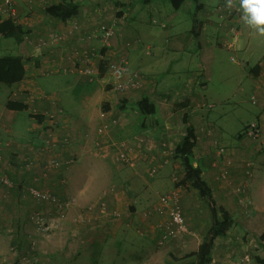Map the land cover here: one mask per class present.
<instances>
[{
    "label": "crops",
    "instance_id": "0c3cea01",
    "mask_svg": "<svg viewBox=\"0 0 264 264\" xmlns=\"http://www.w3.org/2000/svg\"><path fill=\"white\" fill-rule=\"evenodd\" d=\"M95 1L16 0L20 37L12 39L14 48L0 41V50H15L6 55L23 64L19 82L0 84V176L13 184H0L6 188L0 210L16 213L0 224L14 228L13 234L8 230L13 251L6 258L18 264H197L198 258L189 254L211 237L222 210L231 226L212 240L206 264H239L245 254L264 264V140L259 149L242 136L263 109L264 58L252 61L254 57L240 53L238 42L248 45L249 37L241 14L215 7L210 12L197 1L195 12L202 14L182 20L184 0L178 10L161 1L172 11L157 0H108L111 5L102 1V6ZM67 2L77 6L68 19L47 14L49 7ZM99 25L112 28L107 45L95 31ZM41 38L44 45L38 43ZM226 52L230 68L222 62ZM81 55L94 56L93 80L79 71ZM109 59L123 60L128 72L142 75V88L110 90L105 71ZM214 78H226L227 85L211 94ZM232 84L238 87L232 89ZM228 87L231 93L222 97ZM243 90H249V101L255 96L258 103L250 102L252 114L237 131L243 118L234 124L224 107L215 110L219 99H235ZM143 99L153 105V115L138 111ZM9 103L22 109L7 108ZM181 103L186 104L175 107ZM48 114L54 119L50 129ZM103 124L109 125L106 139L112 144L132 145L144 138L145 157L133 166L115 162L119 148H106L99 132ZM188 128L196 140L190 163L200 171L208 190L204 195L185 180L182 158L168 152L180 146ZM225 133L235 134L236 142L225 139ZM216 143L227 148L225 154L217 155ZM52 159L75 163L49 169ZM162 162L156 175L148 177V168ZM29 186L74 203L58 216L20 191ZM170 192L177 194L188 229L178 237L169 235L166 217L147 216ZM102 202L105 215L96 206ZM114 211L116 218L110 216ZM35 214L45 217L46 227L39 229L30 220ZM79 215L90 217V224H75Z\"/></svg>",
    "mask_w": 264,
    "mask_h": 264
},
{
    "label": "built area",
    "instance_id": "2783aa9c",
    "mask_svg": "<svg viewBox=\"0 0 264 264\" xmlns=\"http://www.w3.org/2000/svg\"><path fill=\"white\" fill-rule=\"evenodd\" d=\"M102 1L105 2L107 5H111L108 0H97L95 2L99 3L102 6ZM238 6V5H237ZM216 11L221 12L220 10L225 9L227 10L226 14H232V11H229L226 7V0L220 1L217 6L215 7ZM234 14L235 9H233ZM11 19L13 23L16 24L17 17H16V0H0V20ZM231 30L236 32V28L232 27ZM97 33H99L100 38L104 45H107L108 40L112 36V28L106 25H99L95 29ZM56 39V36H53ZM89 38V36L85 37ZM84 38V39H85ZM82 41H84L82 39ZM40 45L45 44V40L43 38L38 40ZM78 56V55H77ZM93 55H81L79 61L82 64L81 69L79 70L83 76H87L90 80L94 79V68L92 65ZM233 60V58H231ZM105 71L110 78V82L107 85L110 90L118 93L123 92H138L144 82L145 79L142 75L137 72H128L125 68L123 60H114L109 59L106 61V68ZM259 85H257L258 89ZM251 104L256 105L258 100L255 96H252L250 99ZM105 116L104 113L101 114L103 118ZM46 120L48 121V129H50L54 124L53 115L48 114L46 116ZM263 127H264V105L263 109L260 114L250 123H248L242 132V136L250 141L253 145L261 146L264 140L263 135ZM109 129V125L103 124L99 128V132L103 135V142L107 149L116 150L119 148V151L114 155V161L124 165V166H133L138 161L142 160L145 157V145L146 141L144 138L137 139L136 143L129 145L127 142H123L120 144H112L107 141L106 133ZM48 143V142H47ZM227 151V148L224 146L218 145L216 143V152L217 155H223ZM168 152L170 153L171 157H176L175 149H169ZM75 163L74 159L59 162L56 159H52L48 162L47 167L49 169H61L66 168ZM166 162H162V164H152L147 171L148 177L152 178L156 175L159 168L165 164ZM31 163H28L30 166ZM222 178L225 179V176L222 175ZM176 179L174 178V181ZM0 184L7 188L13 187L12 182L5 176H0ZM20 191L24 194L31 197L36 203H43L52 208L54 213L60 216L63 211L71 204L74 203V200L71 198L66 202L61 201L57 198L54 194L50 193L47 189L37 188L33 186L29 187H21ZM98 208L100 209V213L103 215L107 214L106 206L104 202L99 203ZM88 211L93 208V205L88 206ZM154 213H158L159 215L166 217L168 219V223L171 226L169 231V235L172 237L182 236L188 233L187 226L185 224L181 207L177 200V194L175 192H170L161 196L157 205L147 211V216H150ZM118 212L114 211L110 214L111 217L116 218L118 217ZM30 220L39 227V229H43L46 227V219L44 216L40 214H35L30 217ZM90 217L79 215L76 217L73 222L78 226L85 227L90 224ZM239 264H255L252 261L250 254H245L241 259Z\"/></svg>",
    "mask_w": 264,
    "mask_h": 264
},
{
    "label": "trees",
    "instance_id": "16d2710c",
    "mask_svg": "<svg viewBox=\"0 0 264 264\" xmlns=\"http://www.w3.org/2000/svg\"><path fill=\"white\" fill-rule=\"evenodd\" d=\"M168 2L171 4L174 10H178L183 2V0H157ZM77 6L71 2L62 3L57 6L49 7L46 12L48 15L58 18L60 20H66L76 13ZM21 30L16 26L11 19L0 21V38L4 39H18L20 37ZM23 77V64L19 57L16 56H0V84L11 85L13 83L19 82ZM186 103H181L175 107H182ZM7 108L19 110L22 109L21 106L16 104H8ZM137 109L142 115H153L154 107L146 99L138 102ZM195 137L192 130L189 128L186 131L180 146L175 150L176 155L182 158V165L185 171V180H190L192 186L198 189L202 195L208 191L205 184L200 179V171L191 166L190 159L192 156V149L195 145ZM221 221L215 222L211 228L212 235L209 239L204 240L198 248L196 253H190L189 256H195L198 258L197 264H206L210 245L212 240L216 237L221 236L230 226L229 215L220 210Z\"/></svg>",
    "mask_w": 264,
    "mask_h": 264
},
{
    "label": "rangeland",
    "instance_id": "374dc122",
    "mask_svg": "<svg viewBox=\"0 0 264 264\" xmlns=\"http://www.w3.org/2000/svg\"><path fill=\"white\" fill-rule=\"evenodd\" d=\"M184 1H185L186 5H185L184 8H181V10H180V14H182L181 15L182 16L181 17L182 20H185L183 18L188 17L187 14H202L200 12H195L196 11L195 5H196L197 1L207 5L206 9L210 10V12H211L213 10V8L216 7V3H217L218 0H184ZM156 2H157V4L161 3V4L167 5L169 10L172 11L171 8H170V5L168 3H163L161 1H156ZM158 2H160V3H158ZM110 4H111V2H110ZM160 6L162 7V5H160ZM203 10H204V8H203ZM153 14H157V13H153ZM155 17H157V16H155ZM4 20H0V21H4ZM248 36H249L248 37V45L245 43V41L243 39H241L240 42H238L239 48H241L240 53L245 51L246 55L254 57V58H252V61H255V59L257 57L264 58V37H261L258 34H254L252 32V30H250V29H249V35ZM0 41L5 42V43L8 42L14 48V43L12 42L11 39L1 38ZM6 54L13 55V54H15V50H12V52L0 50V56L6 55ZM224 54H225V56H224V59L222 60L223 65H225L226 68H230L231 66L229 65L230 63H229V60H228L229 52H226ZM221 84L222 85H227L226 78L225 79H223V78H219V79L214 78V82L211 85V87H212L211 94H215L214 92H216V90L218 88H220L219 85H221ZM237 87H236V84H232L231 88L235 89ZM230 93H231V90L229 91V87H228V89L226 88L225 93L222 92V97H223V95L224 96L225 95H229ZM249 95H250L249 94V90H247V91L243 90L241 92H237V96H236L235 99L222 98V99H219L220 104L216 105L217 109L215 111L221 112V107L222 108L224 107L226 109V115L229 118H231V120H233L234 124H235V122H236V120L238 119L239 116H240L239 118H243L241 120V122H239V125L235 126V130L238 129L237 131H239L240 128L242 127V125L246 122L245 119L249 120V117L252 114L253 106L250 104ZM238 111H239V113H238ZM240 113H242V114H240ZM233 133H228V134L225 133L224 134V138L227 139L230 142L231 141L236 142V139L234 138L235 134H233ZM224 138H223V140H224ZM254 146L258 147V148L260 147V146H256V145H254ZM254 171H255V169H254ZM4 194H6V188L0 187V195L2 196ZM0 215H1L0 216V224L2 226H4L5 223L10 221L11 218H13L16 215V213H14L13 211H6L5 213H2L1 210H0ZM12 229H14V228H12V226L8 227V225H6V227H0V264H18L17 260L16 261H12L9 258H6L7 257L6 253L8 254V252H9V250L11 248V247L9 248L10 244H8V237H9L8 236V234H9L8 230H10L12 232V234H13V230ZM16 244H19V242H17ZM13 247L15 249L17 248L16 245H13ZM10 251H13V250H10Z\"/></svg>",
    "mask_w": 264,
    "mask_h": 264
},
{
    "label": "clouds",
    "instance_id": "9594fccd",
    "mask_svg": "<svg viewBox=\"0 0 264 264\" xmlns=\"http://www.w3.org/2000/svg\"><path fill=\"white\" fill-rule=\"evenodd\" d=\"M226 7L229 11H238L243 24L264 37V0H226Z\"/></svg>",
    "mask_w": 264,
    "mask_h": 264
}]
</instances>
